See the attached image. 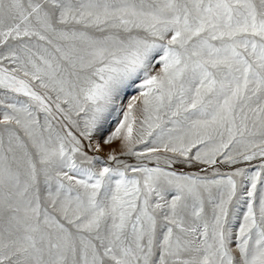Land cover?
Returning <instances> with one entry per match:
<instances>
[{
  "label": "snow or ice",
  "instance_id": "6c2138e0",
  "mask_svg": "<svg viewBox=\"0 0 264 264\" xmlns=\"http://www.w3.org/2000/svg\"><path fill=\"white\" fill-rule=\"evenodd\" d=\"M0 264H264V0H0Z\"/></svg>",
  "mask_w": 264,
  "mask_h": 264
}]
</instances>
